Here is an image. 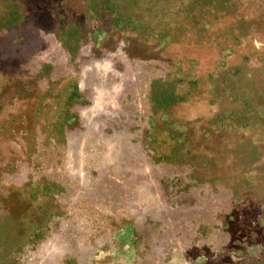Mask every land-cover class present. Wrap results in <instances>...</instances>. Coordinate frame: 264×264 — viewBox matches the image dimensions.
<instances>
[{
    "label": "rangeland",
    "instance_id": "374dc122",
    "mask_svg": "<svg viewBox=\"0 0 264 264\" xmlns=\"http://www.w3.org/2000/svg\"><path fill=\"white\" fill-rule=\"evenodd\" d=\"M0 264H264V0H0Z\"/></svg>",
    "mask_w": 264,
    "mask_h": 264
}]
</instances>
